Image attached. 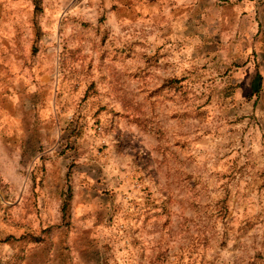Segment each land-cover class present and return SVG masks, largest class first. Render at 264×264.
Masks as SVG:
<instances>
[{"label": "rangeland", "instance_id": "obj_1", "mask_svg": "<svg viewBox=\"0 0 264 264\" xmlns=\"http://www.w3.org/2000/svg\"><path fill=\"white\" fill-rule=\"evenodd\" d=\"M39 5L0 0V264H264V0Z\"/></svg>", "mask_w": 264, "mask_h": 264}, {"label": "trees", "instance_id": "obj_2", "mask_svg": "<svg viewBox=\"0 0 264 264\" xmlns=\"http://www.w3.org/2000/svg\"><path fill=\"white\" fill-rule=\"evenodd\" d=\"M34 10L35 11H39L40 8V0H31ZM66 177H69V172H66ZM70 187L67 186V188L64 190L63 196H62V202L60 204V211L62 213V217L67 219L69 218V213H68V209H69V200H70Z\"/></svg>", "mask_w": 264, "mask_h": 264}]
</instances>
